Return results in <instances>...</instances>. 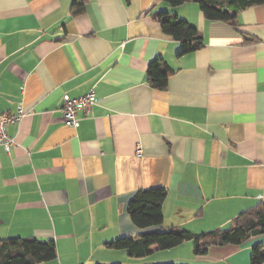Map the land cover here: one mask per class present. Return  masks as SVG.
Returning a JSON list of instances; mask_svg holds the SVG:
<instances>
[{
	"label": "crops",
	"instance_id": "obj_1",
	"mask_svg": "<svg viewBox=\"0 0 264 264\" xmlns=\"http://www.w3.org/2000/svg\"><path fill=\"white\" fill-rule=\"evenodd\" d=\"M0 0V241L53 242L41 264H251L264 233L195 257L192 241L136 259L108 246L153 231L198 235L233 226L264 205V3L234 25L205 20L196 3L161 0ZM175 15L201 38L182 44L156 16ZM170 70L163 90L148 69ZM94 104L65 125L63 96ZM137 150L140 154L137 155ZM162 188L163 224L139 229L126 204Z\"/></svg>",
	"mask_w": 264,
	"mask_h": 264
},
{
	"label": "trees",
	"instance_id": "obj_2",
	"mask_svg": "<svg viewBox=\"0 0 264 264\" xmlns=\"http://www.w3.org/2000/svg\"><path fill=\"white\" fill-rule=\"evenodd\" d=\"M88 0H72V15L83 11ZM171 8L186 3H196L205 20L229 25L235 24L237 15L250 8L260 6L264 0H161ZM163 34L182 44L181 54L193 52L202 46L196 29L175 15L162 12L156 16ZM170 70L162 62H152L148 69L151 87L163 90ZM167 193L162 188L139 190L132 194L126 204L127 214L133 225L139 229L156 228L163 224L162 204ZM264 233V205L252 211L241 213L233 226L225 230L192 234L186 230L153 231L137 238H120L108 244L109 247L125 251L130 257L142 259L150 253V247L157 245L165 251L184 242L192 241L195 257H205L211 247L241 245L251 237ZM53 242L14 238L0 241V264H41L56 260ZM251 264H264V244L255 246L251 252Z\"/></svg>",
	"mask_w": 264,
	"mask_h": 264
},
{
	"label": "built area",
	"instance_id": "obj_3",
	"mask_svg": "<svg viewBox=\"0 0 264 264\" xmlns=\"http://www.w3.org/2000/svg\"><path fill=\"white\" fill-rule=\"evenodd\" d=\"M63 105L61 114L64 118L65 125L71 128L78 127L77 114L79 112L87 114L94 104V94L89 92L86 96L79 99H70L68 96H63ZM23 116V111L18 108L14 114L0 115V146H3L6 151L12 144V140L6 134V127L11 124L18 123ZM140 152L137 150V155Z\"/></svg>",
	"mask_w": 264,
	"mask_h": 264
}]
</instances>
